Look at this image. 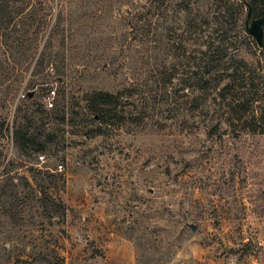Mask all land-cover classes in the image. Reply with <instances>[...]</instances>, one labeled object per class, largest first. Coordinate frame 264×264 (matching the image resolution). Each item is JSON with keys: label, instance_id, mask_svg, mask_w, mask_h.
I'll return each mask as SVG.
<instances>
[{"label": "rangeland", "instance_id": "rangeland-1", "mask_svg": "<svg viewBox=\"0 0 264 264\" xmlns=\"http://www.w3.org/2000/svg\"><path fill=\"white\" fill-rule=\"evenodd\" d=\"M228 1L236 6L218 17ZM160 3L162 50L153 25L140 28L148 41L133 32L148 0H53L73 41L69 92L144 89L143 62L165 61L169 76L177 66L174 99L102 136L50 116L32 31L0 35V264H264V36L262 47L247 38L242 0ZM188 7L208 20L183 44ZM223 47L237 83L222 91L229 78L219 88L213 72L208 91L186 86L193 59L216 61ZM16 120L37 133L25 150Z\"/></svg>", "mask_w": 264, "mask_h": 264}, {"label": "trees", "instance_id": "trees-1", "mask_svg": "<svg viewBox=\"0 0 264 264\" xmlns=\"http://www.w3.org/2000/svg\"><path fill=\"white\" fill-rule=\"evenodd\" d=\"M21 1L28 3L34 1V10L13 9L11 4ZM242 1L243 4L241 6L237 4L239 15L241 11L240 7H246L248 11H251L255 19L264 17V8L260 12L256 9L257 3H264V0ZM160 2L161 0H148L149 6L143 8V10L148 9V17L146 18L137 11L143 17L140 19H138V16L135 17V29L133 32L141 38H144V41H148L146 31L140 30V28L146 24L150 27L153 25L155 27L156 39L153 42L157 45L158 49L162 50L160 33L162 27L160 25V19H162L163 14ZM52 4L53 0H0V35L7 32L11 33L13 30H17L16 33L24 32L26 35L29 31L33 32L34 78L37 77L41 81L38 83L40 88L37 91L38 93L43 94L47 92L48 95L53 93L54 103H50L51 117L58 112H64L61 118L64 124L73 121L75 124V121H79L81 128L89 129L88 132L84 133L86 136H102L106 134V129H118L131 121L136 122V124H141L151 114H149L150 111L155 113L159 107L166 104L160 103L158 98L166 97L167 99L164 102H168L169 99H174L171 96L172 90H169V85L174 84L173 80L178 74L177 66L174 65L170 69L171 75L169 76L166 74L167 70L165 68L167 65L164 63L165 61L163 63H155L153 66H149L148 62L142 61L141 71L144 77L145 75L149 77L147 79L148 85H142L144 89H139L132 84H126L116 92L92 90L84 92L83 95H77L72 91L69 92L71 86L70 76L74 70L68 59L73 51V41L69 42L67 40L69 36H67V30L62 28V17L56 22L53 21L54 8ZM235 6L236 3L228 1L226 3L227 11H221L220 9L217 16L219 17L222 14V18L224 16L226 17L229 9L231 10ZM188 8L182 9L187 13L181 41L183 44L187 37L195 34L199 23L203 24L208 20L204 19L203 22L199 21L197 15L194 16L193 9ZM238 19L237 15L236 22ZM26 28L28 29L26 30ZM246 34L247 38H249L250 36L247 31ZM57 38L60 39V42L56 48L54 40ZM223 48L222 50L218 49L222 52V55L218 56L216 61H212L209 52L201 53L199 59H193L194 69L187 74L193 83L184 81V84L196 90L208 91L213 72H216L217 77L220 78L217 83L219 88L224 82V79L229 78V83L222 91L227 90L233 83H237L235 76H237L236 73L239 68H236L232 58L227 59L224 56L226 48ZM157 60L159 59L157 58ZM37 92H34V96L29 95V100H35L37 98ZM67 110H70V119ZM51 117H49L48 121L54 120ZM13 129L14 143L20 150H25L30 146L37 135L35 130L34 135H32L29 129L25 125L19 124L17 120L14 123ZM38 150L41 151V149Z\"/></svg>", "mask_w": 264, "mask_h": 264}, {"label": "water", "instance_id": "water-1", "mask_svg": "<svg viewBox=\"0 0 264 264\" xmlns=\"http://www.w3.org/2000/svg\"><path fill=\"white\" fill-rule=\"evenodd\" d=\"M246 31L249 36H252L256 39L259 47H262L264 36V17L255 19L252 16L251 11H248L246 20Z\"/></svg>", "mask_w": 264, "mask_h": 264}]
</instances>
